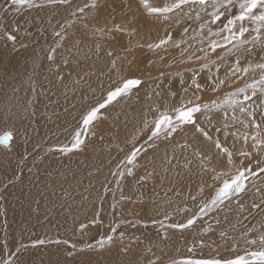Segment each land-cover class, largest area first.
<instances>
[{
    "label": "bare ground",
    "instance_id": "6f19581e",
    "mask_svg": "<svg viewBox=\"0 0 264 264\" xmlns=\"http://www.w3.org/2000/svg\"><path fill=\"white\" fill-rule=\"evenodd\" d=\"M92 3L93 0H69L66 4H45L43 8L17 13L7 0H0V123L7 116L9 123L16 128L12 150L0 147V264H85L81 260H86V264H182L187 260L205 259L203 256L234 258L258 249L259 237L264 234L260 230L264 229V173H259L256 161L264 162V148L259 153L253 148L251 136L257 129L251 124V117L240 111L244 94L241 97H234V94L246 85L256 84L257 95L244 101L245 108L249 111H254L253 107L264 110V95L259 91L261 70H250L247 75L240 73L238 76H233L231 70L235 68L237 59L241 68L250 63L264 62L261 59L264 46L259 41L256 47L253 43L246 45L247 57L241 45L234 48L228 44L226 48L212 51L209 41L218 38L211 36L208 28L216 31L221 26L220 22L212 24L206 20L214 11L213 0H209L203 9L199 4L185 5L183 10L170 13L167 20L148 15L141 3L132 0V13L129 15L137 17L138 31L131 37L133 50L126 52L124 49L129 46V37L120 36L119 43H111L106 37L93 35V29L104 22L108 11L103 7L99 10L93 8ZM150 3L162 7L172 0H150ZM138 10L143 15L139 16ZM237 11L238 7L229 6L226 15ZM189 16L205 18L206 26L192 25L193 30L185 31L183 27ZM120 19L118 14L117 20ZM248 26L250 32L245 34V38L252 41L256 33L251 29L255 26ZM17 27L19 31H15ZM165 30L171 37L180 31L182 36L194 39L199 48L194 54L196 64H201V68L211 64L228 66L218 68L216 72L197 74L196 81L200 77L205 79L195 93L196 100L202 99L198 103L188 95L173 94L169 88L152 90L153 79L157 77L169 75L170 78L187 79L185 75L175 77L171 74L180 67L175 59L167 61L161 58L171 41L159 49L147 48V44L158 43L165 38ZM8 31L17 36L15 46L5 38ZM56 32H62L65 38L61 40ZM261 37L264 38V34ZM57 43L63 47L57 49L54 60H49V51ZM97 43L101 49L96 48ZM137 43L144 47H136ZM21 44L27 47H21ZM228 47L230 54L225 56ZM103 49L114 50L113 56H108ZM151 55L155 59L148 60ZM65 58L69 61L67 65L63 63ZM114 59L116 69L111 67ZM220 59L219 64H213ZM133 64L136 66L132 67ZM137 66L139 73L132 75V70L136 71L133 68ZM57 73L63 76L62 81L57 78ZM115 76L119 78L118 82L121 77L133 76L144 80L143 85L131 93H135L136 102L129 106L128 110L133 108L130 114H122L125 112L123 100L120 113H117L120 98L117 99L100 111L99 115L107 112L110 117L105 120L99 118L90 126L89 133L94 132V135L85 137L82 133L85 143L92 140L95 146L84 143L82 150L60 151L66 145L71 147L75 132L83 128V115L102 103L108 91L114 89L110 87L117 83ZM221 80L223 84L219 83ZM193 84L189 86L193 87ZM204 86H208V91L202 88ZM248 94L251 95L249 89ZM189 100L202 107L201 113L196 114V120L212 137L211 140L192 125L182 126L171 138H165L164 134L152 136L153 122L160 113L167 111L172 114L173 109ZM204 105H208V109H204ZM217 112L224 114L214 119ZM255 118L261 125V136H264V120L261 122L256 114ZM134 127L138 128L137 137ZM107 134L111 135L112 143L120 141L112 135L117 134L126 141L134 139L133 145L122 146V153L114 148L112 151L104 149L107 146L101 140ZM245 135L248 136L247 142L243 139ZM216 140L233 153L234 165H229L227 155L215 146ZM137 149V155L140 153L146 157L138 164L147 160V166L143 168L136 160L133 164L128 163V157ZM241 151L251 152L252 159L240 156ZM185 162H190V168ZM244 166L257 173L249 175L250 182L245 192L213 205L211 202L223 181ZM129 169L132 175H129ZM217 176L219 179L215 178ZM162 190L170 198L155 199V209L141 216L138 211L152 207V203L147 206L144 203V194H158ZM125 197H130V201H124ZM118 200L123 201L122 205L132 204V207L119 206ZM173 200L176 206L181 203L180 207L173 209L171 202L170 208L164 210L162 203ZM254 204H259V209L253 207ZM205 206V211L201 212ZM171 212L181 215L175 224L186 223L188 219L205 213L208 215L196 219L191 227L180 229L169 227L174 224L172 222L161 221L163 218L159 214ZM209 218L213 224L219 219L231 220L233 226L227 227V232L237 238L215 243L213 249L218 253L191 239L197 236L195 233L192 235L194 231L191 228H201ZM81 225L86 227L82 229ZM186 229L193 232L185 233ZM213 232L219 234L218 229ZM108 236L113 237V242L101 248L99 241H106ZM250 236L257 240V244L247 243L253 239ZM169 237L172 239H167ZM241 238L248 241H241ZM130 239H138L139 242L132 240L131 247L117 244ZM40 240L45 243H38ZM125 247L127 251L123 250ZM69 252L72 255H68Z\"/></svg>",
    "mask_w": 264,
    "mask_h": 264
},
{
    "label": "snow or ice",
    "instance_id": "6c2138e0",
    "mask_svg": "<svg viewBox=\"0 0 264 264\" xmlns=\"http://www.w3.org/2000/svg\"><path fill=\"white\" fill-rule=\"evenodd\" d=\"M11 7H13L17 13H20L22 10H31L33 8H43L45 4H66L69 0H41L40 3L37 0H7ZM209 0H172V3L165 4L162 7L152 6L150 0H140L141 6L146 11V13L150 16H156L163 18L165 20L169 19V14L174 11L180 9L183 10L185 5H196L199 4L203 9L204 6L208 4ZM111 5V10L108 11L107 15L103 18L104 22L100 24L98 27L93 29V35L99 34L102 37H106L111 43H119L120 36L129 37L128 47L124 49L126 52H131V37L135 36L138 29L136 24L138 22L137 17L132 14L129 18V14L132 13V0H93L92 7L97 8L98 10L103 8H108ZM229 6L236 8L238 7V11L232 13L230 16L226 15L229 12ZM212 7L214 11L211 13L212 24H217L220 22L221 26L218 27V30L213 31L211 28H208V33L211 36L217 37L218 39H212L209 41V48L212 51H215L217 48L225 47L228 44H232L234 48H237L239 45L245 43H253L255 44L259 41L262 46H264V38L261 37V32L264 31V0H238V5L236 0H213ZM223 9V11H221ZM127 10V12H125ZM7 11V9H4ZM83 11V9H80ZM121 15V19L117 20V15ZM226 21V22H225ZM248 25H254L255 27L251 29L256 33V36L252 41H247L245 38V34L250 32V28ZM206 25H202L201 27H205ZM15 31H19V27L15 29ZM187 31V30H185ZM55 35L60 37L63 40L65 37L62 32H56ZM5 38L12 42L13 46L17 41V36L13 34L12 31H8L5 33ZM172 40L171 35H167L165 38L159 40L158 43H149L147 44V48L150 50L159 49L163 46L167 45ZM235 42V43H234ZM21 47H27V45L21 44ZM63 47L62 44L57 43L55 47L51 48L49 51L48 59L54 60L55 53L58 48ZM136 47H144L137 43ZM97 49H101L102 46L97 43ZM108 56H113L114 50L103 49ZM207 54V53H206ZM264 61V57L261 58ZM132 61H129L131 63ZM63 63L67 65L69 63L68 59L65 58ZM239 59L236 61V66L233 68L232 75L238 76V74L243 73L247 75L249 71H255L256 69L261 70V79L259 81L261 88L259 91L262 95H264V62L253 64H248L247 67L241 68ZM111 67L113 69L117 68L116 60L112 61ZM57 78L61 81L63 80V76H60L57 73ZM241 78V77H238ZM78 82V81H77ZM144 80L140 77H121L120 83L113 89L109 90L107 93L106 99L99 103L97 106L92 107L85 115L82 117V125L83 128L76 131L73 137V142L71 147L67 145L60 149V151L64 153H70L74 150H82V147L85 143V140L82 138V133H84L85 137L89 133L90 126L94 121L99 119V114L101 109L105 108L112 102L116 101L118 98L129 95L135 89H139L142 86ZM195 84L196 81L193 80ZM220 84H223L224 81H219ZM196 87L199 89L200 85L196 84ZM248 88H251V95L248 94ZM238 92H242L244 101H249L252 97L256 96L257 89L255 85H247L244 89H238ZM191 105V106H188ZM251 107V106H249ZM204 109H208V105L203 106ZM202 107L199 104H193L192 101H188L186 104L182 103L179 107H176L172 110V114L165 111L160 113L159 118L153 122L154 131L152 132V136H159L164 134L166 137L170 136L172 133H175L177 130L182 128L185 125H192L195 127L196 131L202 133L206 139L211 140L212 137L208 135V133L199 126L196 120V114L201 113ZM241 112H246L248 116L251 117V124L257 129L256 133L251 136L253 141V148L259 153L261 148H264V136H261V125L256 122L254 111H249L248 108L241 106ZM227 115V114H225ZM262 118H264V110H262ZM235 118V117H233ZM10 118L5 116L3 118V123H0V147L5 150L11 151L13 148L14 141L16 139V128L14 124L9 123ZM227 127V125H225ZM244 141L247 142L248 136L245 135L243 137ZM215 146L220 149L223 153L227 155V162L229 165H234V161L232 159L233 153L226 147L222 146L219 140L214 141ZM139 150L132 152L128 157V163L133 164L136 160L137 152ZM242 157H251L252 153L247 151H241L239 153ZM256 164L259 166V173H264V162L257 160ZM215 171V169H213ZM248 175H256V172H253L251 167L244 166L243 169L237 168L234 175L231 176L230 179H225L223 181L222 187H220L215 195V198L212 200V204L215 205L218 201L223 202L224 200L231 199L234 195L244 193L246 190L245 180L248 178ZM129 175H132V170L129 169ZM219 179V176L215 177ZM205 207L201 208V212L205 211ZM253 207L259 208V204H254ZM97 221H93L96 223ZM154 223L156 221H153ZM196 222V217L190 218L186 223L183 224H171L169 227L172 228H180L185 229L191 227ZM86 225H81L83 229ZM211 231V226L207 229ZM115 231V229H113ZM222 236H226V233H221ZM121 239H123V235L121 234ZM166 238V234H165ZM113 242V237L108 236L107 240H100V246L103 248L105 244H111ZM40 244H44V240L38 241ZM55 243H61V241H55ZM63 243H68V241H63ZM250 244H257V240L253 239L248 241ZM259 245L260 247L253 251H246L244 255H236L234 258H209V259H199V260H187L182 262V264H264V235L259 237ZM73 248L76 245H72ZM92 247V245H89ZM127 251V247L123 249ZM151 251V249H149ZM68 255H72V252H69ZM150 264H154V262H150Z\"/></svg>",
    "mask_w": 264,
    "mask_h": 264
},
{
    "label": "rangeland",
    "instance_id": "374dc122",
    "mask_svg": "<svg viewBox=\"0 0 264 264\" xmlns=\"http://www.w3.org/2000/svg\"><path fill=\"white\" fill-rule=\"evenodd\" d=\"M137 2L138 3H140V0H137ZM236 3H237V5H238V0H236ZM109 7H110V10H111V5H109L108 6V8H106V10L107 11H110L109 10ZM138 14H139V16H141V15H143V13L140 11V10H138V12H137ZM190 14H192L193 13V11H190L189 12ZM130 16V15H129ZM190 18H189V21L187 22V24L183 27L184 29H186L187 31L188 30H193V28H192V25H200V24H205L206 25V20L207 21H209V22H211L210 21V19L209 18H212V16L210 15V16H208L209 18H207L206 17V20H204L205 18H197V17H192V16H189ZM130 18V17H129ZM100 25V23L98 24V25H96V27H98ZM194 27H196V26H194ZM179 32L180 31H177V32H175L173 35H172V40H171V45L169 44V45H167V49L166 50H168L167 52H163V55L161 56V58H165V60H171V59H175V62H176V65H179L180 67H178V69H176L175 71H172L171 72V74H173L175 77H177L178 75H185V76H187V79H182V78H170L169 77V75H167V76H161V77H157V78H155V79H153V82H154V87L152 88V90H154V89H156L157 87H160V88H162V89H165V88H169L172 92H173V94H177V95H188V96H190V97H192V101L193 102H195V103H198L199 101H201V100H196V98H195V93L197 92V90H198V88L196 87V84H199V85H201L204 81H205V79L203 78V77H200V79H199V81H196V79H195V77L197 76V74L198 73H209V72H216L217 71V69L218 68H221V67H223V69H225V67H228V66H223V65H216V66H209V67H206V68H201V64H196V61H197V58H195V55L194 54H196V53H198V51H199V48L195 45V41H194V39H192L191 37H185V36H182L181 34H179ZM262 34H264V33H262ZM261 34V35H262ZM164 35H169V33H167V30H165V33H164ZM244 39H246L247 41H251L250 39H248V38H244ZM82 42V44H87V42L86 41H81ZM175 42H177V43H175ZM182 44V46H180ZM248 44H251L250 42L249 43H245V44H242L241 46H243L244 47V49H243V52L245 53V57H247L248 55H249V51H248V49L245 47L246 45H248ZM256 44H257V42L254 44V46L256 47ZM227 46H229V45H227ZM140 53V52H139ZM144 54H146V53H143V55ZM230 54V47H228L227 48V52H226V54H225V56H228ZM140 58H141V56H140ZM148 60L149 59H155L154 57H153V55H151V56H149L148 58H147ZM144 60H145V58H144ZM220 61H221V59L220 60H218L216 63H213V64H219L220 63ZM149 62V61H148ZM152 62V61H151ZM171 64V66H173V64L172 63H170ZM134 65L135 64H133L132 65V67H134ZM136 66V65H135ZM188 66H190V67H188ZM186 67V68H185ZM182 68L184 69V70H182ZM134 70H136V71H134L133 72V70H132V75H137L138 73H139V69L140 68H138V66L137 67H135V68H133ZM149 71V70H148ZM114 79H116V81H117V83L115 84L114 82H111L112 84H113V86H111L110 88H115L116 86H117V84H119L120 83V81L118 82V80H119V78L118 77H113ZM112 78V79H113ZM118 79V80H117ZM193 80H195L196 81V83L195 84H193V87H190L189 86V84L190 83H192L193 82ZM111 84V85H112ZM115 85V86H114ZM244 85V84H243ZM254 85H256V84H254ZM247 86V85H246ZM201 87V86H200ZM109 88V89H110ZM205 91H208V86H204V87H202ZM249 89V91H251V88H248ZM144 90V89H143ZM134 91V90H133ZM242 92H238V91H236L235 92V94H234V97H241L242 96ZM259 94V93H258ZM261 94V93H260ZM39 95V94H38ZM38 95H37V97H38ZM257 95V94H256ZM106 95H105V98L104 99H106ZM263 98H264V96H263ZM119 99V98H118ZM255 99V98H254ZM125 102L124 103V108H125V112H123L124 110H122V114H125V113H127V114H130V110H132L133 108H130L129 110H128V108H129V106L131 105V104H134L135 102H136V95H135V93H133V94H130V95H125V96H122V97H120V102L118 103L119 104V107L118 106H116L117 108H118V110H117V113H120V109H121V104H123V101ZM254 102H255V100H254ZM110 105V104H109ZM108 105V106H109ZM241 106H243V107H247V105L244 103V100H243V102H242V104H241ZM240 106V107H241ZM253 109H254V111H255V114L257 115V118L262 122L263 120H264V118H262V115H261V113H262V110L261 109H256L255 107H253ZM128 110V111H127ZM103 116H101V115H99V118H101V119H103V120H105V118L107 117H110V114L109 113H105V112H103V113H101ZM170 114V113H169ZM222 114H224V112H222V113H220V114H218V112H217V115H215V116H213L214 117V119L216 118V116H219V115H222ZM123 118V117H122ZM98 120V119H97ZM106 122V121H105ZM133 131H134V135H135V137H137L138 136V128L137 127H134V129H133ZM177 132H179V131H176L175 133H177ZM112 135H114L115 137H117L120 141L118 142V143H112V139H111V135L110 134H107V135H105V136H102V140H101V142L104 144V145H106L107 146V148H104V149H109V150H113V148L115 149V151L116 152H118V153H122V152H124V148L122 147V146H124L125 148L126 147H132V145H133V143H131V142H133L134 141V139L133 140H130V141H126V140H124V139H120L119 137H118V135L117 134H112ZM173 135H174V133H172L171 135H170V138L171 137H173ZM167 137H169V136H167ZM167 137H165V138H167ZM86 145H88V144H91V145H94V142L92 141V140H90V141H87L86 143H85ZM95 146V145H94ZM44 149H46V148H44ZM42 150V149H41ZM93 150H96L94 147H93ZM182 152V151H181ZM187 155H185V157H186ZM175 158H178V155H175L174 156ZM185 157H182V158H184L185 159ZM146 157L145 156H143V155H140V153L137 155V157H136V163L138 164L142 159H145ZM249 159H252V157H248ZM39 162V160L36 162V163H38ZM252 164H253V162H252ZM34 165H36V164H34ZM139 166H140V168H143L144 166H147V160H143V164H138ZM185 165L188 167V168H190L189 166H190V162H188V163H186L185 162ZM127 166H129V165H127ZM121 171V170H120ZM127 171H128V167H127ZM127 171H126V174H127ZM147 173L148 174H151L150 173V171H148L147 170ZM232 174V173H231ZM247 176V175H246ZM248 178L245 180V184H246V186L248 187V184L247 183H249L250 182V176L248 175L247 176ZM249 179V180H248ZM247 181V182H246ZM163 186H165V185H163ZM158 187H161L160 186V184L158 185ZM247 187H246V189H247ZM148 193V192H147ZM145 195V201H144V203L146 204V206H147V204H151L152 203V207H148L146 210H144V211H138L139 213H140V215L141 216H146L145 215V213H148V212H151V211H153L154 209H155V207H153V203H155V199H157V198H161V199H164L165 197H167V196H170L168 193H166V192H164L163 190L162 191H159V193L158 194H149L148 193V195L147 194H144ZM129 198V199H128ZM167 198H170V197H167ZM124 201H130V197H125V199H124ZM121 202H123V201H119L118 200V203H117V205H119V206H125V208H127V209H130L132 206V204H128V205H122L121 204ZM172 202V203H171ZM164 203V204H163ZM162 203V206H163V208H164V210H165V208H167L166 210H168V208H170V206L172 205V207H173V209H177V206H178V208L180 207V205H181V203L180 204H177V206H176V204H174V203H176V201L175 200H173V201H168V202H163ZM169 203H171V205H169ZM167 204H168V206H167ZM165 206V207H164ZM134 209H137V208H133L132 210H134ZM221 209H223L222 207H221ZM256 209H259V208H256ZM189 210H192V208L190 207L189 208ZM241 210H242V208H241ZM176 211V210H175ZM242 211H244V209L242 210ZM105 213V212H104ZM154 214H156L155 212H154ZM171 214H173V216L171 215ZM160 216H161V218H163V219H161V221H164V222H168V223H176V221L177 220H179L178 218H180L181 217V215H179V216H177V215H175V213H162V214H159ZM166 215V216H165ZM168 215H170L171 216V218H169V217H167ZM207 216V215H206ZM176 217V218H175ZM224 217H226V215H224ZM152 218V217H151ZM167 218V219H166ZM174 218H175V220H174ZM264 218V217H263ZM153 219V218H152ZM174 220V221H173ZM211 220V218H209L208 220H206V221H204V224L202 225V227L201 228H198V227H194V228H191V230H193V231H191V230H189V229H186L184 232L185 233H189V234H191L192 232V235L194 236L195 234H197V236L195 235L194 237H191V239H193L194 240V242L195 243H197V244H204V246H207L208 248H210L211 249V252H215V253H218L219 251H216V250H214L213 249V245L215 244V243H219V242H221V241H223V240H229V241H232V240H237V238H234V235L233 234H231V233H228L227 231H229L228 230V228L227 227H232L233 226V224H232V222H231V220L230 221H228V220H226V221H223L222 219H219V220H217V221H214V224H213V222H211L210 221ZM210 221V222H209ZM198 222V221H197ZM209 226H211V229H212V231H208L207 229L209 228ZM205 227V228H204ZM198 228V229H197ZM226 228V229H225ZM261 228V226L259 227V229ZM203 229V230H202ZM206 229V230H205ZM215 229H216V231H217V229H218V232H219V234H217V232H213V231H215ZM189 230V231H188ZM206 232H205V231ZM250 230H251V228H250ZM260 230H262V231H264V229H263V227L260 229ZM191 231V232H190ZM199 232V233H198ZM204 232V233H203ZM208 232V233H207ZM195 233V234H194ZM221 233H226L227 235H226V237L225 236H222L221 235ZM211 234V235H210ZM159 235V234H158ZM264 235V234H263ZM161 235H159V237H160ZM202 236V237H201ZM204 236H205V238H204ZM242 237H244V236H242ZM165 238V237H164ZM199 238V239H198ZM201 238V239H200ZM203 238V239H202ZM216 238V239H215ZM234 238V239H233ZM250 238H253V237H251L250 236ZM167 239H172V237H169V238H167ZM243 239L244 238H241V241H243ZM253 239H255V238H253ZM252 239V240H253ZM132 240H137V242H139V240L138 239H130V240H124V241H120L119 243H117V244H119V245H127V246H129V247H131L133 244V242H132ZM173 240H177V239H173ZM200 240V241H199ZM206 240V241H205ZM251 239H249V241H250ZM256 240V239H255ZM141 241V240H140ZM197 241V242H196ZM240 241V242H241ZM244 241L246 242V241H248L246 238L244 239ZM127 243V244H126ZM248 243V242H247ZM129 244V245H128ZM210 246H209V245ZM94 248H97L96 246H94ZM223 252H226V251H223ZM222 252V253H223ZM219 254H221V252L219 253ZM64 259H66V257H64ZM208 259V258H207ZM81 260V259H80ZM81 262L82 263H88L86 260H81ZM108 264H111V263H108Z\"/></svg>",
    "mask_w": 264,
    "mask_h": 264
},
{
    "label": "water",
    "instance_id": "95a60500",
    "mask_svg": "<svg viewBox=\"0 0 264 264\" xmlns=\"http://www.w3.org/2000/svg\"><path fill=\"white\" fill-rule=\"evenodd\" d=\"M206 215H208L207 213H205L204 215H202V216H197L196 217V219H199V218H201V217H203V216H206ZM205 259H209V257H205V256H203ZM172 260H175V259H172ZM160 264H177V263H175V262H170V263H160Z\"/></svg>",
    "mask_w": 264,
    "mask_h": 264
}]
</instances>
